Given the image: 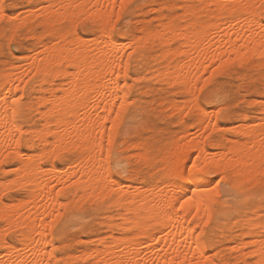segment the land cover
<instances>
[{
  "label": "bare ground",
  "instance_id": "6f19581e",
  "mask_svg": "<svg viewBox=\"0 0 264 264\" xmlns=\"http://www.w3.org/2000/svg\"><path fill=\"white\" fill-rule=\"evenodd\" d=\"M29 1L41 5L38 14L36 10L31 13L35 14L33 17L40 16L39 21L50 40L41 41L42 50L38 54L34 52L36 55L27 62L25 69L30 72H0V160L5 164L10 158L16 159L17 167L12 170H17L16 177L23 179H15L21 186L23 180L28 185L26 200L12 205L0 204V217L6 226L3 233L0 230V250L4 252L0 255V264H47V253L53 247L57 249L61 197L70 190L80 195L78 199L84 197L83 200L89 196L100 197L101 201L102 197H111L118 208L117 220L112 219L106 225L122 232L119 237L109 234L110 241L99 240V245L79 256L71 254L72 260L79 264H205V261L216 264L206 255L203 240L212 222L220 218L227 220V213L217 208L219 191L218 186L212 187L214 176L221 175L235 188L264 176V102L261 121L236 128L243 140L227 139L217 145L215 152L209 150L201 135L191 136L193 131L177 135L180 137L177 140L172 138L168 153L160 156L162 177L155 183L126 185L114 177L110 165L112 150L117 145L118 127L131 102L130 67L134 62L145 60L146 48L155 49L152 60L160 64L153 70L154 76L182 87L188 96L183 106L198 113L199 126L208 132L222 128L216 115L218 111L211 112L200 105L195 86L200 80L202 84L204 75L211 72H206L205 68L211 69L221 62L220 58L246 63L264 55V21L260 18L264 0H199L202 6L186 3L181 19L161 11L157 27L145 26L142 36L127 42L119 39L111 29L114 17L124 11H121V0ZM128 1L123 0L124 5ZM78 17L95 22L99 32L87 39L75 35L72 28L61 26L64 20L80 22ZM27 19L19 22L33 20ZM105 29L109 33L107 36ZM31 72L38 78L35 84L40 96L36 109L43 124L41 129L32 130L28 151L24 152L21 131L31 130H22L17 121L19 100L15 96L24 92L22 80L27 75L30 78ZM121 103L125 105L123 111ZM117 112H120L118 120ZM109 137L112 139L111 155ZM132 145V149L142 147L138 142ZM36 147L39 149L35 150ZM71 149L76 150L79 157L67 166L68 170L63 168V172L54 163L50 168L44 167V159L53 162L63 151ZM144 153L138 155L137 161L141 156L147 163L149 156ZM188 159L196 162L198 170H193L190 164L185 169ZM6 183V186L12 184L11 181ZM262 212L264 208L256 210V217L243 222L244 236L252 239L241 238L232 247L241 251L239 255L243 261L246 254L254 257L253 264H264V218L258 219L264 215ZM9 231L18 232L17 245L8 241ZM249 243L252 248L244 251Z\"/></svg>",
  "mask_w": 264,
  "mask_h": 264
},
{
  "label": "rangeland",
  "instance_id": "374dc122",
  "mask_svg": "<svg viewBox=\"0 0 264 264\" xmlns=\"http://www.w3.org/2000/svg\"><path fill=\"white\" fill-rule=\"evenodd\" d=\"M3 2L9 5V7L3 9L4 18L0 19V72L12 70H15V72L18 71L20 74L30 72L25 69V67L27 68L28 66L27 62H30L32 57L36 55L34 52L37 53L42 50L41 41L48 42L50 40V35L43 29V25L39 21L40 16L36 15V18L33 17L35 15L34 13L37 12L36 14H38L40 12L41 5L35 1L29 0H3ZM186 3H188V6L203 5V2L199 0H130L126 3L123 13L120 16L116 15L114 17V20L116 18V20L112 22V25H115L114 33L124 42L142 36V29L145 26L150 28L158 26L160 21L157 19H160L161 11L168 16L173 15L181 19L184 7L187 6ZM263 10L264 9H262V12L260 11V18L264 21ZM31 11H34V13H31ZM29 12L33 18L30 16ZM29 17L33 20L29 21ZM117 17L119 19H117ZM20 19H27L28 21L19 22L22 21ZM78 19H80V22H77L76 19L71 23L64 20L61 22V26L64 29L72 28L75 35L87 39L92 38L94 34L99 32L95 22L86 17L82 18V20L80 17H78ZM182 23H184V21H182ZM75 24L76 27H74ZM11 36L12 38H10ZM38 37L41 38V40ZM153 54H155V49L146 48L144 52L146 56L145 60L143 62H134L130 67L128 82L132 86L129 98L131 102L128 103L127 110L118 127L116 136L117 145L112 150L113 158L111 159L110 165L112 167L113 176L126 185L144 186L150 182H157V180L162 177L160 169L162 167V160L160 156L163 157L165 153H168V144L172 142V138L173 140H177L180 138L177 135L180 136L185 131H193L192 133L194 135L191 133V136L194 137L201 135L200 137L206 139L209 150L215 152L218 150L217 145L221 142L225 143L227 139L243 140L242 136L236 132L237 127L239 128L240 125L247 123L254 124L256 121H261L263 117L261 106L264 102V55L261 57H253L247 60L248 62L246 63L244 61H234L235 63L230 73L226 72L223 75L213 76L211 71L207 73L208 75L206 74L207 77L212 78V83L205 89V92L208 93L210 97V102L204 101L202 99L204 94L197 90L196 93L199 92L198 97L201 98L198 100L200 105L208 111L213 112L215 110L216 112H221L218 121L221 127L223 126L216 131L209 130L208 132L207 129L203 130L199 126L198 113L196 111H189L187 110L188 108L183 106L185 104L184 102L187 100L185 98H188V96L182 87L177 84H168V82L154 76L153 70L160 64L154 63L152 60ZM10 66L13 67L11 68ZM29 74L30 78H28L29 75H27V73H25L27 77L23 74L26 78L22 75V77L25 78L23 79L24 81L22 80L24 83L21 82L22 85H24V92H20L15 96V98L19 100L17 121L21 125L22 130L26 128L31 130L28 132L27 130L21 131V136L23 138L22 150L24 152L28 151L27 144L33 134L32 130L41 129V123L43 124L42 117L36 109V103L40 96L38 87L35 84L38 78L33 72ZM140 75L143 77L141 78ZM206 75H204L202 81L206 78ZM136 76L140 80H135L137 78ZM144 76H147L148 80L147 77L145 78ZM203 82L201 84L200 80L198 84L203 85ZM209 89L211 91H209ZM131 98H133V101ZM174 102L175 105H172ZM178 104H182V107ZM176 105L178 107H174L175 109L172 108ZM177 108L180 110L177 111ZM219 108H221V110H219ZM185 111L187 112L185 113ZM181 114L184 115V117H182ZM198 127H200L201 130L198 129ZM232 128H234V130ZM203 131L207 132L209 135L204 134L205 132ZM202 134L207 137H204ZM137 142L140 145L142 144V147L139 146L140 148L134 147V149H132V143ZM128 146L130 148L127 150ZM38 149V147L35 148V150ZM140 153L149 156V158L147 157L148 159L145 157V162L147 163H144L141 156L137 161L138 155H142ZM78 157L79 154L76 150L71 149L69 152L66 150L53 162L52 160L44 159L43 165L45 168H50L54 163L65 172L64 169L67 168L68 170L67 166L70 167ZM16 167L17 161L14 158L8 159L7 163L0 166V180L2 181H0V204L8 203L12 205L13 203L16 204L17 201L19 202L20 200H26L28 198V185L25 184L23 180V183L21 182L23 186H21L20 181L17 180L21 177L17 178V170H12V168L16 169ZM3 170L7 171L4 173ZM151 172L153 173L151 174ZM22 179L23 178L20 180L22 181ZM8 181H11V183L14 181V183H9L10 185L6 186L5 183L8 185ZM224 181L221 175L217 174L214 176L212 187L218 186L219 195L217 198V208L219 211H225L227 213V220L224 221L220 218L212 222L207 228L203 239L206 245V255H208L209 258H213L216 264H225V261L226 264H247L248 261L255 262V258L248 254L245 255L243 261L240 259L239 255L241 251L236 247L235 249L232 247L236 246V244H238L237 241L241 238H245L246 241L252 239L250 236H244L246 230L243 222L249 217H256V210L264 208V176L257 179L256 182L254 181L255 184L254 182H247L240 188H235L227 181ZM15 183H19V186ZM241 188L242 190H240ZM1 191L3 193H1ZM73 194V190H70L65 196L61 197L63 203V206L60 208L62 218L58 223V230L60 233L56 235V246L58 249L57 260L59 264H79L76 260H72V255L77 254V256H79L84 251L96 247L100 243L99 240L106 242L110 241V235L112 234L117 237L122 234L119 230H111L106 225L107 222L112 219L115 221L117 220L116 215L118 208L113 205L111 197H102L103 199L101 201L100 197L98 198L95 196V198L94 196H89L83 200L84 197L78 199L80 195ZM76 199L77 201L74 202ZM262 213L264 214V212ZM262 218H264V215L258 217V219ZM0 228L2 233L4 232L2 230L6 228L5 222L1 217ZM11 231H9V237L7 236L8 241L11 244L17 245L19 242V234L17 231ZM127 234H130V232ZM262 234L264 236V232ZM251 248L252 245L249 243L244 251H249ZM3 253V250H0V255ZM64 260L65 262L66 260L68 261L65 263Z\"/></svg>",
  "mask_w": 264,
  "mask_h": 264
},
{
  "label": "snow or ice",
  "instance_id": "6c2138e0",
  "mask_svg": "<svg viewBox=\"0 0 264 264\" xmlns=\"http://www.w3.org/2000/svg\"><path fill=\"white\" fill-rule=\"evenodd\" d=\"M6 7H9V5H6L3 0H0V19H3V9L6 8ZM125 5L123 3V0H121V11H123ZM117 19H119L117 17ZM111 29L112 31H115V25H111ZM105 35H109L108 33V30L105 29ZM73 39H75V37H72ZM221 59V62H219L217 65H213V67L211 69H208V68H205V71H212L213 73V76H216V75H223L224 73L228 72L230 73L232 71V68H233V64L235 63L234 61H227V60H223L222 58ZM242 66V65H241ZM212 83V78L211 77H207L204 79V82H203V85L201 86L200 84H197L195 87L198 89V91L203 95L202 99L204 101H208L210 102V97L208 95V93L205 92V89L208 88V86ZM209 91H211L209 89ZM2 95V94H0ZM198 99H201L200 97H198ZM16 101H13V104H15ZM125 108V105L123 103H121L120 105V109L121 111H123ZM15 108H13V113L15 114ZM216 115L218 117H220L221 113L220 112H217ZM116 117H117V120L120 118V112H117L116 113ZM113 126L115 127V121L113 122ZM108 144H109V154L111 155V144H112V139L111 137H109L108 139ZM5 161L4 160H0V164H3ZM191 165V168L193 170H198L197 169V164L196 162H193V160L191 159H188L187 160V164L184 165L185 169H187V165ZM264 166V165H262ZM195 179V177L193 178ZM181 207H183V204L180 205ZM53 239H55V237H53ZM58 249H56L55 247L52 248V251L47 253L46 255V260H47V264H59V261L57 260L56 258V253H57ZM252 255H256L255 252H252ZM197 264H199V262H197ZM205 264H207V261H205ZM247 264H253L252 261H248Z\"/></svg>",
  "mask_w": 264,
  "mask_h": 264
}]
</instances>
